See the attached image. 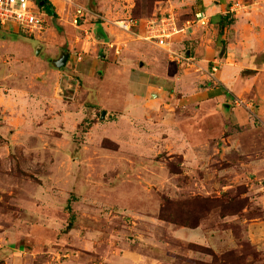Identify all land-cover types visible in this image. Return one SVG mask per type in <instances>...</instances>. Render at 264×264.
Returning <instances> with one entry per match:
<instances>
[{
  "label": "crops",
  "instance_id": "0c3cea01",
  "mask_svg": "<svg viewBox=\"0 0 264 264\" xmlns=\"http://www.w3.org/2000/svg\"><path fill=\"white\" fill-rule=\"evenodd\" d=\"M46 1V5H49V8L55 13L54 15L46 13L49 25L52 23L63 26V31L66 34L54 35L50 33L49 36L48 33H45L48 27H45V32L41 36L33 37L39 42L35 50L36 54L34 51L30 54V45H27V48H24V53L21 52L17 58H15L17 53H11L12 56L8 54L9 60L14 62L15 66H19L16 67V74L19 75L20 70H23L21 72L24 84L18 79L19 82L15 83V72L13 74L5 72L2 67L3 73L0 74V215L4 218L10 216L9 220L11 221L7 225L0 224V240L3 239V245L0 244V264H163L162 260L150 255L144 256L141 252L144 249L153 252L155 247H151L150 244H153L152 239L155 237L152 234L157 233L159 229L163 232L164 230L172 231L171 223L159 219L158 216L154 217L158 210L154 215L138 217L139 234L137 236L131 234L135 233L133 227L137 221L131 219V216L129 219L122 218V225L117 228L109 229V227L101 228L99 224L95 225L98 221L89 219L82 212L80 219L70 226L64 220L66 212L64 204L70 200V194H53L55 186L68 187L73 182L77 184L78 178L81 177L78 174H75L74 178L72 177L73 171H76L73 168L74 163L69 162L68 166L65 165L69 159V153L72 154L74 151L72 147L74 145L65 140L67 145L63 146L61 139L68 134L77 133L80 123L86 120L89 113L88 103L84 102L86 94L82 85H73L65 77L63 84L55 80L57 77H62L60 68H56L54 65V60L60 57L57 54L67 53L68 55L65 69H61L64 73L66 72L64 70L68 68L67 63L74 61L75 55L77 60H80L81 55L88 50L90 44L82 35V31L81 36L74 34L77 29L85 28L87 21L80 27L71 23L73 4L98 11L110 18H120L128 13V16L132 15L134 1ZM232 1L154 0L151 5V15L172 9L179 17L181 16V19L184 17L185 19L181 21L179 19V26H182L186 20L192 19L198 11H204L209 15L210 23L207 27L188 29L185 34L177 35V38L182 47L188 46L185 48L186 52L193 55L197 63L204 69L210 67L213 58L221 59V66L213 78L208 77L204 72L192 70V73H188L189 71L182 70L173 63L161 49L150 45L145 48L139 43L141 40L131 39L111 25L102 24L93 19L89 20L90 28L98 30L94 35L97 38L95 39L97 43L106 46L118 38L124 39L118 56L113 58L119 59V65H116L119 72L125 70L131 73L130 87H128L129 90L125 93V97L118 100L117 105H112V103L107 105H109V109L115 111L113 123H125L129 127L128 138L134 141L129 146L134 145V148L138 149L137 143H135L137 136L145 137L144 145L146 146L151 140L155 142V135L160 133L155 154L156 152L157 154L177 153L185 157L179 166L180 173L170 176L166 171L167 178H182L183 183L190 180L189 178L193 179V170L204 165L206 155L212 153L213 149H217L214 148L212 141L213 137L219 135V129L222 127L225 129V123L233 124L245 120L242 111L238 110L241 108L238 105L244 104L242 100H238L239 97L246 96L250 89H253V84L260 77L264 78V0H238L241 3H246L248 8L243 5L242 10H237L238 18H234L233 23L226 26L220 33L218 20L221 16H228L227 11ZM67 10L68 12H65ZM145 16L150 15L144 13L139 19H143ZM136 31L143 33V26L140 23ZM19 46L21 45L17 44V48ZM43 57L46 60H43ZM102 57L105 60L106 56L102 55ZM86 58L90 57L85 55ZM5 62L7 63V61ZM114 63L116 62L114 61ZM86 69L80 68L79 74L86 76ZM169 70L171 74L167 73ZM10 75L12 76L9 77ZM52 77H54L53 80ZM59 86L68 88V93L71 96L69 99L78 108L73 114L80 118L79 121L73 120L74 123L68 122V124L63 122L67 119L71 120L66 114L70 107L66 106L63 100L59 102L57 99L60 97L58 93L61 92ZM139 89L141 90L139 91ZM256 92L262 104L263 111L260 113L261 120L264 122V98L260 96L264 93L263 86H258ZM235 101L239 103L237 104ZM168 103L172 111L168 110L167 112L165 106ZM81 104L84 105V111L81 109L82 112L79 111L82 107ZM161 104L162 107L159 106ZM245 107L248 105L245 104ZM105 111L108 112V109L105 108ZM136 121L144 126L140 131L132 125ZM58 122L60 131L54 129ZM50 126H52L51 131L56 133V138L57 136L61 138L51 139L50 144L47 142L42 144L40 136L47 131L46 128H51ZM163 129L168 130L169 134L166 131L163 132ZM223 137L222 139L225 140L232 136L230 132L224 131ZM257 137L255 148L248 147L249 145H246L248 140H244L246 144L241 146L239 162L264 169V145H262L264 131L258 130ZM113 142L116 145L113 150L114 154H117V151L121 152L122 144H126L118 141ZM75 149L87 150L82 143H78ZM62 150L65 152L64 158L66 159L64 163L60 161L58 163L57 155H61ZM98 150L102 154L100 148ZM12 151L23 155L45 153L52 161L54 158L56 160L45 166L47 175L43 174L37 177L31 173L32 180L34 178L37 183L36 187L30 182H23L24 180L17 175L21 172H31L28 168L15 167L13 170L17 174L12 173L11 167L14 166L15 160L10 162L11 159H7ZM115 156L120 158L118 155ZM63 164L65 168H69L66 170L65 176L61 174L64 169ZM262 176L260 185H250L249 199L264 210V177ZM42 178L44 179L41 181ZM81 179H84L83 176ZM73 184L71 191H73ZM80 196L86 197L85 194ZM22 200L26 202L24 204L26 209H20V206L16 204ZM75 201L80 202L79 196L76 195ZM11 203L16 204L18 215L12 216V212H7L8 208H12L9 205ZM127 208V211L131 210L129 207ZM53 213L61 216L62 221H47L46 218ZM129 215L130 213H128ZM80 221H82L81 224H79ZM104 222L105 220H103ZM62 223L69 228H65ZM145 225L150 226L148 230L145 229ZM178 228L180 229L177 231H184L185 238L188 239L194 238L198 234L202 235L195 227L178 226ZM189 230L191 233L188 232ZM31 232L33 236L28 235ZM10 238L13 240L10 241ZM137 238L139 240H136ZM30 240L32 243L29 244ZM165 245L167 242H161V240L156 244L159 248H164ZM55 257L56 261H54Z\"/></svg>",
  "mask_w": 264,
  "mask_h": 264
},
{
  "label": "rangeland",
  "instance_id": "374dc122",
  "mask_svg": "<svg viewBox=\"0 0 264 264\" xmlns=\"http://www.w3.org/2000/svg\"><path fill=\"white\" fill-rule=\"evenodd\" d=\"M237 1L233 0L231 3L233 4ZM132 2L133 12L132 15L130 14L131 16L139 18L144 13L151 15V5L154 0H132ZM242 4L246 6V3L243 2H240L239 6ZM246 7L248 8V6ZM243 8H239L238 10L240 11ZM65 12H68V10ZM128 15L129 13L124 17ZM175 15L178 16L177 13ZM227 15L229 18H238L236 12H229ZM179 19L181 21L185 18L182 17L181 19V16H178L180 24ZM47 22L48 18H46L45 26L48 29H46V32H43L48 33L49 36L50 33L54 35L66 34L63 31V26L52 23L49 25V22ZM89 24L91 23L87 21V26L85 27L91 36L90 40L86 39L90 43L88 50L81 55L80 60H77L75 55L74 61L67 63L68 68L64 70L66 72L63 73L61 70L65 69V67L60 68L62 77L55 78L60 84H63V78L65 77L73 85H82L86 94L84 102L88 103L89 106L86 120L80 123L81 125L77 133L73 135L68 134L61 139L63 146L67 145L66 141L74 145L72 146L74 151L72 154L69 153V159L65 163L67 166L70 164L69 162L74 163L73 168L76 171H73L72 177L74 178L75 174H78L84 178L83 180L81 177L80 179L78 178L77 184L73 182L75 186L72 183L73 191H71L72 184L68 187L64 185H62L63 187H54V195L70 194V200L64 204V207H66V212L64 211L66 224L68 223L72 226L80 219L82 212H84L89 219L92 218L98 221L95 225L99 224L101 228L109 227V229H114L122 225V218L129 219L131 216V219L137 220L133 227L135 233L131 234L137 236L139 234L138 217L154 215L157 210L159 213V207L162 206L165 209L163 215L172 217L176 223L170 224L173 226L172 231L164 230L163 232L159 229L157 233L152 234L155 238L152 239L153 244L151 243L150 245L151 247H155L156 250L154 249L153 252H149V250L143 248L144 251L142 250L141 252L144 256L150 255L158 258L163 261V264L168 262L169 264H264V210L256 202H251L249 199V187L251 184H261V176L263 175L262 177H264V169L252 167L250 164L247 166L245 163L239 162L241 146L246 144L244 140H248V144H246L249 145L248 147L255 148L254 144L258 138V130L264 131V122L261 120L262 116L260 113L263 111L261 109L262 104L256 92L258 86H263L264 88V78L260 77L253 84V89L251 88L246 96L239 97L238 99L244 102V104L238 105L241 107L238 110L242 111L245 120L234 122L233 124L225 123L224 127L226 128L223 129L222 127L219 129V135L213 137L214 140L212 141L214 148L217 149H213L212 153L206 155L207 158H205L206 162L203 163L204 165L200 166L199 169L195 168L193 170V179L189 178L190 180L183 183L182 178H167L165 172L167 171L170 176L180 173L179 166L182 159L185 158L184 155L182 156V154L177 153L157 154V152L155 154L160 133L155 135V142L151 140L146 146L144 145L145 137L137 136L135 143H137L138 149H136L134 145L129 146L134 141L128 138L130 132L127 124L113 123L115 111H112L111 108L109 109V105L111 103L112 105H117L119 103L118 100L125 97V93L129 90L128 87H130L131 73L125 70L119 72L116 67V65H119V59L115 60L113 58L114 56H118L115 53V46L109 48L107 45L97 43L95 41L97 38L94 35L98 30L90 28ZM82 25L84 23L79 25V27ZM74 34L75 36H81V29H77V32ZM37 36L36 34L34 37ZM123 40L118 38L112 42H116L120 50ZM139 43L145 48L153 46L142 41ZM17 44L21 46L17 48ZM27 45H30V54L33 51L36 54L35 50L39 45L36 38L23 33L15 27L0 28V74L3 73V68L5 72H12V74L15 72L16 74V67L19 66H15V63L9 60V55L17 53L15 58L19 57L21 52L24 53V48H27ZM173 46L176 49L188 47L185 46L183 48L182 44H179L177 35L174 36ZM41 53L43 54L44 52L42 51ZM85 55H88L90 58L85 59ZM102 55L106 56L105 60ZM57 56H60V54H57ZM166 59L168 60V58ZM43 60H46L45 57H43ZM221 62L220 60V64ZM4 63L6 64L2 65ZM50 64H52L51 61ZM220 64L219 66H221ZM46 68L48 67L46 66ZM80 68H87L86 76L90 78L81 76L79 74L81 72ZM21 71L23 70H20L19 75H15V83L20 81L24 84L23 73ZM167 73L171 74V71L169 70ZM188 73H192V71ZM51 79L53 80L54 77ZM59 87L61 88V92L58 93L60 97L56 98L59 102L63 100L66 106L70 107L68 111L70 113L66 112V114L71 120L67 119V121L64 120L63 122H67L68 124V122H73V120L79 121L80 118L75 117L73 114L78 108L69 99L71 96L68 93V88ZM260 96L264 98V93ZM245 104L248 107H245ZM159 106L162 107L163 105ZM168 106H170L169 103L165 106L166 111H172L171 106ZM105 108L108 109V112L105 111ZM81 109L84 111V105H82L79 111ZM102 111H105L103 118H101ZM137 122H133L132 125L140 131L144 126ZM59 124L58 122L56 128L54 126L56 131H60ZM50 127L49 129L46 128L47 131L43 132L40 136L42 144L44 142L50 144L49 141L56 138V133L51 131L52 126ZM117 131L118 136L121 137L117 136ZM162 131H166L169 134L168 130L163 129ZM224 131L230 132L232 137L225 140L222 139L224 138ZM136 134L138 135V133ZM57 138L61 137L57 136ZM113 141L124 142L128 146L126 147L124 146L126 144H122L121 152L117 151V154H114L113 150L116 145ZM78 143L86 146L87 150L75 149ZM119 145L121 146V143ZM99 148L102 154L99 153ZM64 153V150H62L61 155H57L59 157L58 163L59 161L64 163L66 159L64 158L66 156ZM115 155H118L120 158ZM7 159H11L10 162L15 160L13 162V164L15 163L14 166L12 165L11 167L13 174H17L13 170L15 167H26L31 170L29 173L21 172L17 175L24 180L23 182H30L32 185H36V187L37 183L34 178L32 180L31 173H34L37 177L43 174L47 175L45 166L56 160L54 158L52 161L49 159L48 154L45 153L23 155L16 151H12L7 156ZM65 165L61 173L62 176H65L66 170L69 169L65 168ZM181 183L183 184L181 185ZM82 194H85L86 197L82 198L80 196ZM76 195L79 196L80 202L75 201ZM87 197L88 199H86ZM16 204L20 206V209H26L24 205L26 204L25 200L18 201ZM16 204H9L12 208H8L7 212H12V216L19 214L18 212L16 213ZM126 206L131 210L127 211L128 208ZM128 213H130L129 216ZM158 213L154 217H157ZM9 218L10 216L4 218V216L0 215V224H9L11 222ZM46 220L62 221L61 216L54 215V213L50 217H47ZM103 220H105L104 223ZM146 221L148 223L149 220L147 219ZM183 221L189 223L190 226L197 224L195 228L202 235L198 234L191 239L185 238L186 234L183 233L184 231H177L180 229L178 228L180 226L179 223ZM62 224L65 226L64 223ZM165 225L167 226V224ZM144 227L148 230L150 226L145 225ZM65 228L69 227L65 226ZM152 228L154 229L155 227ZM184 230H187V228H184ZM28 235L33 236V233L31 232ZM12 240L10 238V241ZM136 240H139V238ZM160 240L161 242H167L164 248L156 246ZM2 241L3 239L0 240L1 245H3ZM28 243H32V240ZM209 250L215 254V257L208 253ZM56 257L54 261H56ZM37 261L39 262V260Z\"/></svg>",
  "mask_w": 264,
  "mask_h": 264
},
{
  "label": "built area",
  "instance_id": "2783aa9c",
  "mask_svg": "<svg viewBox=\"0 0 264 264\" xmlns=\"http://www.w3.org/2000/svg\"><path fill=\"white\" fill-rule=\"evenodd\" d=\"M39 0H0V28L15 27L23 33L34 37L41 36L46 26V12L39 5ZM239 1L230 5L227 13H233L243 6H239ZM71 23L78 27L90 19L96 20L102 24L115 27L120 33L131 39H138L149 43L162 51L175 63L180 69L195 72H204L208 77L213 78L219 70L220 58L212 59L210 67L204 69L197 63L195 57L186 52V49H176L173 46L174 36L185 34L187 30L194 27H207L210 23L209 15L204 11H198L192 19H188L182 26L178 25V16L174 10L159 11L143 19L133 16L110 18L98 11H94L79 4H73ZM143 26V33H138L136 28L138 24ZM84 38L91 39L90 33L86 28L81 29ZM109 48L115 46V53L118 54L119 48L116 42L107 44ZM117 46V47H116ZM237 104L238 101H235Z\"/></svg>",
  "mask_w": 264,
  "mask_h": 264
},
{
  "label": "trees",
  "instance_id": "16d2710c",
  "mask_svg": "<svg viewBox=\"0 0 264 264\" xmlns=\"http://www.w3.org/2000/svg\"><path fill=\"white\" fill-rule=\"evenodd\" d=\"M40 1H43V5H40L41 7H43L44 8V10L46 11V13L47 14H49V15H54L55 13L49 8V5L47 6L46 5V0H39L38 2H40ZM134 18H138V17H134ZM140 18V17H139ZM138 18V19H139ZM233 21H234V18H229L228 16H221L220 18H219V20H218V28H219V32L221 33L222 31H223V29L226 27V26H228V25H230V24H232L233 23ZM163 211H165V209H163L162 208V206H160L159 207V213H158V218L159 219H162V220H164V221H166V222H169V223H176V221H174L173 220V218L172 217H166L165 215H163L164 213H163ZM180 224V226H184V227H189V228H194V227H196L197 226V224L196 225H193V226H190V224L189 223H187L186 221H183V222H181V223H179ZM208 253L211 255V256H213V257H215V254L212 252V251H208Z\"/></svg>",
  "mask_w": 264,
  "mask_h": 264
},
{
  "label": "water",
  "instance_id": "95a60500",
  "mask_svg": "<svg viewBox=\"0 0 264 264\" xmlns=\"http://www.w3.org/2000/svg\"><path fill=\"white\" fill-rule=\"evenodd\" d=\"M39 4L43 5V1H40ZM67 57H68L67 53H62L58 59H55L54 65L56 66V68L64 67L67 61ZM104 114H105V111H102L101 118L104 117Z\"/></svg>",
  "mask_w": 264,
  "mask_h": 264
}]
</instances>
